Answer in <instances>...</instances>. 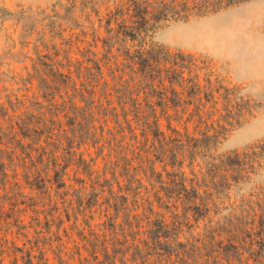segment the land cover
<instances>
[{"label": "rangeland", "instance_id": "obj_1", "mask_svg": "<svg viewBox=\"0 0 264 264\" xmlns=\"http://www.w3.org/2000/svg\"><path fill=\"white\" fill-rule=\"evenodd\" d=\"M118 1L0 0V104L9 113L10 106L15 107L16 115L27 113L32 121L42 114L48 119L53 111L48 103L52 98L44 101L40 97L38 81L32 78L33 67L42 69L40 63H49L56 51L61 62H65L62 51L72 62L84 61L78 49H90L96 58H103L99 39L105 33L100 22L103 24L106 13ZM149 34L148 43L164 53V61L160 72H152L149 86L140 89L147 93L132 97L100 95L97 109L139 110L146 112L149 120L155 113L159 131L170 145L186 146L193 143L191 139L215 135L206 150L200 147L193 157L189 152L180 154L179 170L188 189L193 185L199 192H212L214 216L218 214L234 227L249 225L264 209V0H248L216 13L163 22ZM118 140L123 141L122 146L129 141L120 136ZM140 141L139 149H148L153 134ZM155 145L160 144L155 141ZM79 152L91 164L88 153L93 148L83 146ZM128 153L121 164L136 166ZM16 155L22 157L19 151ZM91 156L95 158L93 153ZM227 157L234 163L231 168ZM151 158L155 172L148 177L134 176L138 182H127L117 172L116 184L108 173L111 189L105 188L103 195L91 187L97 180L103 181L102 177L87 175L74 161L64 176L65 187L56 188L51 171L49 177L42 174L28 181L19 177L14 188L20 192L17 202L25 211L24 221L19 226L7 223L15 199L7 200L8 212L0 211L2 264H12L14 257L23 264L27 254L35 264H106L98 248L104 237L111 235L101 212L107 196L112 204L124 197L119 203L129 210L142 206L147 199L167 221H184L179 216L181 202L173 212V198L166 196L172 182L177 183L172 191L182 192L180 178L172 176V167L167 165L164 170V163L153 155ZM102 164L97 159L93 169L101 174ZM162 182L171 183V188L164 190ZM185 210L186 220L193 223L196 214ZM118 217L119 223L121 212ZM185 225L184 231L188 229ZM116 228L120 236L133 233L121 223Z\"/></svg>", "mask_w": 264, "mask_h": 264}, {"label": "trees", "instance_id": "obj_2", "mask_svg": "<svg viewBox=\"0 0 264 264\" xmlns=\"http://www.w3.org/2000/svg\"><path fill=\"white\" fill-rule=\"evenodd\" d=\"M244 1L248 0H119L114 9L106 13L103 24L102 20L100 22L105 33V37L99 39L103 58H96L90 49L83 52L78 49L84 61L72 62L62 51L65 62H61L57 60L59 51H56L49 63H40L42 69L34 66L32 78L38 81L40 97L44 101L52 98L48 102L52 104V115L46 119L42 114L39 120L32 121L26 117L27 113L16 115L12 106L9 113L4 104H0V211L6 214L7 200L15 199L11 203L14 206L12 215L6 217L7 223L19 226L24 221L25 211L17 202L20 192L14 188L19 185V177L28 181L42 174L49 177L51 171L56 188L65 187L64 176L74 161L87 175L96 173L97 179L102 177L103 181L97 180L95 187H91L103 195L105 188L111 189L108 173L116 184H119L117 172L131 183L139 181L135 178L138 175L148 177L153 174V155L157 162L164 163V170L168 165L172 167V176L180 178L182 192L172 191L177 183L172 182L171 188V183L162 182V187L165 186L164 190L171 188L166 191V196L173 198V212L177 211L176 203L181 202L179 216L185 222L167 221L147 199L142 206L129 210L119 203L124 197L113 204L108 196L105 197L101 212L111 235L99 243L101 254H98L106 264H264V209H261L259 219L249 225L234 227L228 220L223 222L218 214L214 216L216 204L212 192L209 189L199 192L193 185L188 189L184 173L179 170L180 154L189 152L193 157L200 147L206 150L215 135L191 139L193 143L186 146L183 143L170 145L159 131L155 113L150 114L153 119L149 120L148 114L139 110L132 113L98 110L95 105L100 95L132 97L139 92L147 93L140 89L149 86L152 72H160L164 61V53L147 41L149 33L160 23L216 13ZM113 48L115 52L111 54ZM105 71H108L107 75ZM173 132L177 133L174 129ZM152 134L151 147L139 149L140 140L146 141ZM119 136L129 140L125 146L118 140ZM155 141L160 145L156 146ZM83 146L93 148L95 158L88 153L91 164L82 158L83 152H79ZM17 151L22 157L16 155ZM127 152L134 158L136 166L134 163L121 164V160H126ZM234 157L239 156L235 154ZM97 159L103 162L101 174L100 170L93 169ZM227 161L231 168L234 163L229 162V157ZM39 180L44 181L43 178ZM134 193L137 198L138 193ZM185 208L196 214L193 223L186 220ZM131 211H134L133 215H130ZM120 212L123 218L120 217L118 223L116 219ZM199 220L203 222L202 226ZM120 223L133 233L120 236L116 228ZM184 225L188 227L186 231ZM25 257L23 264H35L30 254ZM12 264H18L15 257Z\"/></svg>", "mask_w": 264, "mask_h": 264}]
</instances>
